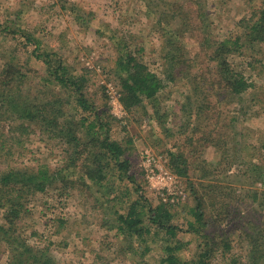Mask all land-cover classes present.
<instances>
[{
  "label": "rangeland",
  "instance_id": "obj_1",
  "mask_svg": "<svg viewBox=\"0 0 264 264\" xmlns=\"http://www.w3.org/2000/svg\"><path fill=\"white\" fill-rule=\"evenodd\" d=\"M146 5L150 8L146 9ZM180 5L181 10L192 12L194 21L203 19L204 36L212 41H222L242 33L240 22L254 8L261 6V0H0V70L12 62L27 71L29 79L20 85L24 97L41 98L40 91L49 90L62 99L64 106L61 108L58 101L59 108L75 127L72 131L88 139L83 128L77 126L73 119L82 113L75 105L74 96L53 82L47 84L48 89L40 87L41 79L47 80L48 71L34 55L55 53L73 75L84 76L83 91L87 99L96 110H108L116 119L112 122L111 139L125 148L124 157L130 163V173L134 174L146 204L151 207L161 201L149 189L143 174L142 150H149L156 157L157 165L163 164L168 170L166 151L187 148V138L193 130L194 117L189 114V108L185 113L180 111L186 101L185 95H190L187 80L193 73L188 76L183 65L176 68H183V74H176L175 81L166 77L160 26H156L157 14L177 9ZM162 19L166 20L167 16ZM166 22L162 20L167 28L181 34L183 27L178 14L170 17L169 25ZM26 38L34 41L35 45L26 42ZM182 39L188 43L187 50L192 58L194 53L201 58L197 62L196 75L208 74L203 68L207 65L204 57L207 49L202 51L197 42L185 36ZM122 40L128 51L162 80L157 106L144 102L128 113L114 103L120 93L114 73L119 55L118 43ZM240 51L231 60L252 86L236 98L213 95L214 102L216 98L226 101L220 106V114L216 113L211 120V123L214 119L219 121L212 134L214 139L221 135L222 143L218 146H215L216 142L214 145L205 143V147L201 143L200 160H206L215 170L207 166L201 168V162L191 161L192 165L200 168L199 171L192 168L187 177L176 176L185 189L186 198L180 205L169 209L173 213V223L180 227L176 240L184 245L179 252L182 261H190L198 251L199 237L187 232L186 228L187 222L193 221L190 209L194 206V196L190 189H200L204 185V190L210 189V194L204 195L209 220L204 229L214 238L226 236L230 245V250L221 257L219 251L223 249L217 241L219 245L215 248L218 250L213 252L209 262L264 264V259L249 258L250 238L264 228V47L246 46ZM59 116L58 121L62 119ZM207 125L211 126L210 119L200 126V130L207 131ZM5 127L7 129L6 124ZM199 131L194 137L201 136ZM52 134L35 129L32 135L23 138V143L14 145L6 142L5 147L10 152L3 153L4 161L11 168L47 166L56 169L62 166L66 156L64 151L68 147L64 150L66 145ZM128 140L130 142L127 143ZM225 143L229 146L227 150ZM226 157L227 162L224 163L222 159ZM205 168L209 178L205 176L206 172H201ZM110 180L112 189L98 193V188L87 180L91 188L88 191L76 189L60 196L56 190L49 189L29 197L27 209L18 224L25 241L31 246H47L57 264H158L163 256L162 248L166 245L160 237L149 239V252L141 256L144 244L131 241L116 228L113 212L127 211L129 203L136 198L135 185L114 177ZM205 185L210 187L207 189ZM109 192L111 198L119 199L109 201ZM2 213L0 209V223ZM250 221L252 223L249 224ZM257 244L264 245V242ZM8 255L4 244L0 245V264L7 263Z\"/></svg>",
  "mask_w": 264,
  "mask_h": 264
},
{
  "label": "trees",
  "instance_id": "obj_2",
  "mask_svg": "<svg viewBox=\"0 0 264 264\" xmlns=\"http://www.w3.org/2000/svg\"><path fill=\"white\" fill-rule=\"evenodd\" d=\"M145 8L149 9L150 6L146 5ZM167 12H161V16L157 14L158 20L156 21L158 24L156 26H160L159 37L162 42L164 74L170 81H175L176 74H183V68L180 70L176 68L183 65L186 67L188 76L193 73L187 80V90L189 89L190 95H185L184 101L185 99L186 101L181 105L180 111L185 113L189 108V114L192 113L194 121L191 124L193 126L191 137L187 136V148L166 151L168 155L166 168L175 176L187 177L192 168L194 171L200 169L192 165L191 161L201 162L202 164L197 163L201 168L207 166L212 171L215 170V168H210L213 165L208 164L206 160H200L201 143L204 147L205 143L214 145L216 142L215 146L222 143L221 135H217L218 139H214L212 134V129L216 128L219 121L214 119L211 123V120L216 113L220 114V106L225 105L226 101L216 98L214 102L213 95L236 98L252 86L231 58L233 55L239 54L240 50L246 46L261 45L264 47V0H261V6L258 9L254 8L247 18L242 19L240 22L241 34L222 41H212L204 36L203 19L194 21L192 12L181 10V5L179 8H172ZM175 13L178 14L183 27L181 34L162 24V20L169 22L170 17L173 18ZM163 16H167V19H162ZM201 16L199 14V17ZM168 22H166L167 25H169ZM182 36L197 42L202 51L207 49L204 53L207 65H204L203 68L204 72L208 74L197 73L198 75H196L197 62L199 63L201 58H198L195 53L192 58L187 50L188 43L184 42ZM25 40L26 42L30 41L28 43L31 45H35L31 39L26 38ZM118 49L119 55L114 74L120 88L118 101L122 109L130 113L134 108L141 107L144 102L154 103L157 106V95L163 87L162 80L128 51L123 40L118 43ZM34 56L42 61L48 71V78L47 80L41 79L40 87L48 89L47 84L53 82L74 96L75 105L80 108L82 113L77 119H73L77 126L83 128V134L87 135L88 139L84 138V141L81 135L72 131L75 127L68 118H65L63 109L59 108L58 101L61 102V108L64 106L62 99L57 98L49 90H41V98L38 96L33 99L25 98L20 85L28 81V72L12 62L3 65L4 67L0 70V127H2L0 130V164H2L0 168V209L3 210L0 223V245L4 244L9 253L6 264H57L49 254L47 246L29 245L19 228V220L27 209L29 197L49 189L56 190L60 196L76 189L83 192L91 189L87 180L98 188L96 191L98 193L103 189H112L111 177L121 182L127 180L135 185L136 198L129 203L127 211L125 213L114 211L113 213L116 215L118 232L131 241L144 244L141 256L149 252L148 240L158 236L166 243L162 248L163 256L160 257L158 264H211L209 259L213 252L218 250L215 248L219 245L217 241L222 246L223 250L219 253L223 257L225 252L230 250L227 237L214 238L211 236V232L204 229L209 224L204 195L205 193L210 194V189L204 190L202 187L204 185L200 189L198 187L190 189L194 196V206L190 209L193 221L187 222L186 230L197 235L200 244L197 246L198 251L193 259L182 261L179 252L182 251L184 245L176 240L180 227L173 223V213L169 209L180 204L172 206L160 202L155 207L146 204L141 187L137 186L134 174L130 173V163L124 157L125 148L117 140L111 139L112 122L114 123L116 119L108 113V110H96L87 99L83 91L86 83L85 77L73 75L55 53L44 52ZM201 61L203 62L204 59ZM212 92L214 93L211 94ZM35 99L38 102L33 103L32 101ZM155 110L157 115V108ZM59 114L62 116L60 121H58ZM208 119L211 124V126L207 125L209 129L207 131L200 130V126L207 124ZM5 124L7 129H5ZM230 126L231 122H229ZM35 129L49 134L53 133V136L62 140V145H66L64 150L68 147L64 151L66 156L62 166L56 169H50L47 166L9 167L3 157V153L9 154L10 152L5 147L6 142H11L14 145L23 143V138L32 135ZM4 130H7L6 133ZM198 131L201 136L196 138L194 136ZM228 147L225 143L226 150L229 149ZM222 161L226 163L227 157ZM207 168L201 172L203 174L206 172L205 176L209 178ZM205 186L206 188L210 187L209 185ZM110 195L109 192L108 198H111ZM117 199L119 198L113 196L109 201ZM250 223L252 222L250 221ZM262 241L264 242V228L260 233L255 232V235L250 238L249 258L251 260L264 259V245L257 244ZM138 264L148 263L140 262Z\"/></svg>",
  "mask_w": 264,
  "mask_h": 264
},
{
  "label": "built area",
  "instance_id": "obj_3",
  "mask_svg": "<svg viewBox=\"0 0 264 264\" xmlns=\"http://www.w3.org/2000/svg\"><path fill=\"white\" fill-rule=\"evenodd\" d=\"M114 103L120 110H123L118 97L114 100ZM141 168L149 189L157 194L161 203L175 206L185 200L186 192L181 182L178 181L175 175L166 170L163 164L157 165L156 157L147 149L141 152Z\"/></svg>",
  "mask_w": 264,
  "mask_h": 264
}]
</instances>
